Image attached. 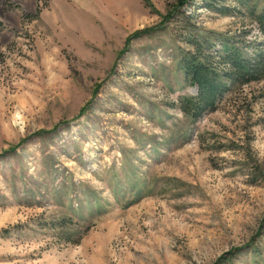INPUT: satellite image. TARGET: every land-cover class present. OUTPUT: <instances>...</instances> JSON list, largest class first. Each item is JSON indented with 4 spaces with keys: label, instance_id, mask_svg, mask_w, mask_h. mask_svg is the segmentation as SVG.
I'll list each match as a JSON object with an SVG mask.
<instances>
[{
    "label": "rangeland",
    "instance_id": "obj_1",
    "mask_svg": "<svg viewBox=\"0 0 264 264\" xmlns=\"http://www.w3.org/2000/svg\"><path fill=\"white\" fill-rule=\"evenodd\" d=\"M177 1L0 0V264H264V78L193 120L178 67L264 0Z\"/></svg>",
    "mask_w": 264,
    "mask_h": 264
},
{
    "label": "trees",
    "instance_id": "obj_2",
    "mask_svg": "<svg viewBox=\"0 0 264 264\" xmlns=\"http://www.w3.org/2000/svg\"><path fill=\"white\" fill-rule=\"evenodd\" d=\"M188 0H178L176 8L185 6ZM256 20L262 24L264 34V12ZM189 50L185 51L178 64L185 83L196 89V95L183 98L181 111L191 119H197L205 111L212 112L217 97L227 85L259 81L264 78V57L245 60L236 50L226 55H213L207 42L197 37H185ZM217 56V58H215ZM218 59L219 62H216Z\"/></svg>",
    "mask_w": 264,
    "mask_h": 264
}]
</instances>
